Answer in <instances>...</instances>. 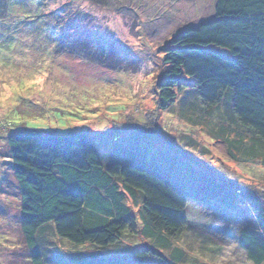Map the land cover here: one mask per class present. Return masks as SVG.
<instances>
[{
	"label": "rangeland",
	"instance_id": "obj_1",
	"mask_svg": "<svg viewBox=\"0 0 264 264\" xmlns=\"http://www.w3.org/2000/svg\"><path fill=\"white\" fill-rule=\"evenodd\" d=\"M214 5L215 0H0V264H33L20 230V198L6 149L7 136L17 130L84 131L104 162L144 161L171 181L183 182L191 198L198 197V184L204 186L201 198H209L211 179L264 196L263 156L248 163L234 160L207 131L211 122H227L222 120L224 101L212 108L195 106V115L205 117L203 124L181 116L178 102L187 92L179 93L168 109L158 103L164 48L184 27L211 19ZM127 201L137 232L129 218L111 220L112 233H83L78 214L59 225L43 226L37 236L39 248L46 257H61L58 264H64L72 253L108 244L94 250L97 262L103 257L137 264L134 253L156 244L140 233L141 203L129 197ZM186 205L187 226L173 238L174 245H191L185 264H249L235 241L232 245L238 219L214 206L191 200ZM218 217L233 237L225 235L229 245L221 242L225 251L214 255ZM120 232L116 249L109 243ZM202 233L210 236L204 245L213 244V249H203ZM231 250L235 257L229 255ZM147 257L144 264L161 260L154 254Z\"/></svg>",
	"mask_w": 264,
	"mask_h": 264
},
{
	"label": "trees",
	"instance_id": "obj_2",
	"mask_svg": "<svg viewBox=\"0 0 264 264\" xmlns=\"http://www.w3.org/2000/svg\"><path fill=\"white\" fill-rule=\"evenodd\" d=\"M162 66L157 85L162 109L170 108L179 93L187 92L178 102L181 116L203 124L205 117L195 115V106L212 108L224 101L222 120L227 125L222 120L225 124L211 122L207 131L225 145L232 159L248 163L263 156L264 162V0H215L211 19L172 36L164 48ZM230 124L237 128L233 130ZM6 149L20 198V230L33 264L63 262L55 254L46 257L37 236L43 226L59 225L76 212L83 233H112L111 220L119 223L129 218L137 232L128 197L141 203V235L154 240L161 250L146 246L136 251L137 264H144L151 254L161 259L157 264L185 261V251L173 244V238L187 226L186 203L190 200L221 208L247 205L261 232L246 228L239 244L253 264H264V196L258 190H233L232 185L227 188L210 178L209 198H201L204 186L199 184L195 187L198 197L191 198L183 182L174 177L171 181L144 161L104 162L84 131L47 134L21 129L7 136ZM236 153L243 157L238 159ZM121 234L109 245L115 243L117 249ZM107 246L90 245L91 252L72 253L64 264H110V258L97 262L94 252Z\"/></svg>",
	"mask_w": 264,
	"mask_h": 264
},
{
	"label": "crops",
	"instance_id": "obj_3",
	"mask_svg": "<svg viewBox=\"0 0 264 264\" xmlns=\"http://www.w3.org/2000/svg\"><path fill=\"white\" fill-rule=\"evenodd\" d=\"M204 22V21H203ZM244 163H247V162H244ZM240 198V197H239ZM205 205H207V206H213V205H208V204H205ZM186 207H187V205H186ZM214 208H217V211H223V212H226L227 213V215H229V216H232V217H235L236 219H238L239 220V225H236L237 227H234V238H233V241H232V245H233V243H234V241H235V243L237 244V246H238V250L240 251L239 253L240 254H242V256L244 257V259L247 261V263H249V264H253L249 259H248V257H247V254H246V252L240 247V244H239V238H240V235L242 234V232H243V230H245L246 228H248V229H251V230H254V231H258V232H261V230H260V227H259V225H258V222L256 221V219L254 218V216H253V214H252V212L250 211V209L248 208V206L247 205H245V204H243V203H241L240 205H238V206H236L235 208H221V207H219V206H216L215 204H214ZM244 208V209H243ZM244 211V212H243ZM186 213H187V208H186ZM79 213H74V214H72V215H78ZM248 214H250V216L252 217V219H251V223H250V225H248V223L250 222V220H249V217H248ZM72 215H70V217H67V218H69L68 220H71L72 218ZM222 217V216H221ZM221 217H218L219 219H218V224L216 225V223H215V226H214V255H218L219 253L221 254L222 252H223V247L221 246V242H223V241H226V242H228V241H230V239L229 238H226L225 237V235L227 236V234L228 235H230V236H232L233 237V231H232V229L230 228V227H221L220 226V218ZM188 218H189V216H188V213H187V220H188ZM249 221V222H248ZM237 228V229H236ZM225 232V233H224ZM203 234V233H202ZM210 236L209 235H207V234H203V236L200 238V241H201V245H203V249H206V250H211V249H213V244H210V245H204V243L208 240V239H210L209 238ZM180 243H182V244H180ZM227 245H229V242L227 243ZM211 246V247H210ZM179 247L181 248V249H183L184 251H185V253L186 254H188L187 253V249L189 248V247H191V245L189 244V245H187V243L186 242H179ZM195 248H197L196 247V245H195ZM190 249V248H189ZM225 251V250H224ZM229 255L231 256V257H235V255H236V251H234V250H231V252L229 253ZM229 256V257H230ZM196 258H197V256H196ZM186 262L184 261V262H181V263H179V264H185ZM204 263H206V264H212L211 262H207L206 260H199V262H197V263H195V264H204ZM171 264H176V263H172L171 262Z\"/></svg>",
	"mask_w": 264,
	"mask_h": 264
}]
</instances>
